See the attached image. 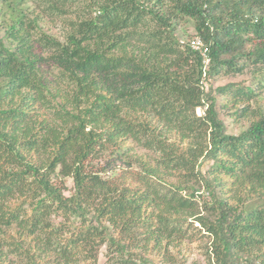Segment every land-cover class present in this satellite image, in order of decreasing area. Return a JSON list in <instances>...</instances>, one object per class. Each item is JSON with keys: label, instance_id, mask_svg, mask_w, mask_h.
I'll use <instances>...</instances> for the list:
<instances>
[{"label": "trees", "instance_id": "trees-1", "mask_svg": "<svg viewBox=\"0 0 264 264\" xmlns=\"http://www.w3.org/2000/svg\"><path fill=\"white\" fill-rule=\"evenodd\" d=\"M263 93L264 0H0V264H264Z\"/></svg>", "mask_w": 264, "mask_h": 264}, {"label": "rangeland", "instance_id": "rangeland-1", "mask_svg": "<svg viewBox=\"0 0 264 264\" xmlns=\"http://www.w3.org/2000/svg\"><path fill=\"white\" fill-rule=\"evenodd\" d=\"M47 22H48L46 25L47 29L51 28L53 32L60 31L62 25V22L60 20H56L54 22L47 20ZM194 32L195 31L192 22L190 23L182 22L178 25L177 35L179 39H181L183 42H188L192 37V35L195 34ZM242 65H245L244 69L242 72H239L237 69H239V67H241ZM249 67L250 66H248L244 62H241L234 70L228 72L222 70L217 75L213 77H208L205 81L206 89L208 91L212 90L214 96L217 99V107L218 110L220 111V116L227 123L228 132L231 134H239L242 130L248 128L250 126V123L247 122L246 120H242L240 123L233 122L232 117L230 115L232 102L228 101V97H225L222 94H220L218 90L225 86H231L230 89L231 91H235L238 88H247V87H252L253 89H256V91H258L259 86L256 84L254 76L251 74V68ZM261 101H264V98ZM196 113L198 116L203 115V111H201L200 109H198ZM135 152L139 156L146 155L143 149L136 148ZM105 164L106 163L104 161H102L101 163H95L92 166V168L97 169L98 167L104 166ZM114 172L119 173L120 170H116ZM67 188L68 191L66 192V194L71 195L74 191V183L72 179H67ZM105 254H106V250L105 248H103L100 255L99 264H104L106 262ZM193 261H200L202 264H205V257L197 247L192 249V253L190 255V263H192Z\"/></svg>", "mask_w": 264, "mask_h": 264}, {"label": "built area", "instance_id": "built-area-1", "mask_svg": "<svg viewBox=\"0 0 264 264\" xmlns=\"http://www.w3.org/2000/svg\"><path fill=\"white\" fill-rule=\"evenodd\" d=\"M192 45L194 49L202 51L203 45H202L201 40L195 39L194 41H192ZM202 54L204 58L206 59L205 64L207 65L209 63V58L206 56V51H202Z\"/></svg>", "mask_w": 264, "mask_h": 264}]
</instances>
